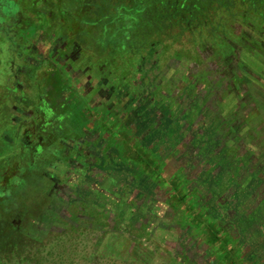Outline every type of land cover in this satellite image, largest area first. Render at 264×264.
<instances>
[{"label":"rangeland","instance_id":"374dc122","mask_svg":"<svg viewBox=\"0 0 264 264\" xmlns=\"http://www.w3.org/2000/svg\"><path fill=\"white\" fill-rule=\"evenodd\" d=\"M181 1L186 8L179 16L177 3ZM181 1L174 4L172 0H151L149 6L164 23L161 29H168L162 35L171 44L168 53L157 43L160 39L156 36L160 33L153 31V34L150 29L139 26L142 31L136 35H131L130 30L126 29L122 42L125 47H122L120 54H126L125 49H134L133 53L138 58L136 68L139 67V70L136 69V78L139 81L147 79V90L157 85L163 88V98L157 106V121L151 113L143 120L146 123L145 131H148L146 138L156 135L150 137V141L158 143L169 136L170 146L168 141L163 142L168 153L171 148L185 146L183 158L188 160V164L185 163L184 176L198 187L201 205L196 208L197 213L188 210L179 214L180 224L182 228L192 226L203 230L201 234L204 235L201 236L208 239L210 234L206 228L215 226L211 219H223L224 223L235 221L247 231L251 226L250 221L264 218V43L262 45L261 42L264 39V3L260 0H230V5L220 3L224 0ZM162 2L165 8L169 7L168 10L172 11L171 14L158 15ZM225 4L227 7H223ZM76 7L82 16L70 11L65 0H0V85L5 83L6 71L9 70L5 64L13 61L14 56L36 58L38 54L32 55L31 51L40 41H46L48 44L42 59L38 58L45 63L40 68H34L35 82L31 88L32 100L42 101L43 95H48L45 90L49 86L48 75L54 76L52 72L60 70L57 69L60 68L56 59L58 54L54 53L55 43L64 35L71 36L72 31L78 38L89 36L85 35L87 31H82L88 29L95 38L92 39L93 50L106 46L107 51V45H110L114 56L117 55L114 52L117 43H114L111 29L104 37L96 23H92L93 19L99 18L94 12L97 7L95 3L91 7L79 4ZM109 10L110 7L107 12ZM102 18H107L111 23L109 14ZM75 35L70 37L71 40H76ZM148 36L152 40L146 47L145 39ZM3 41L7 50L1 45ZM120 54L116 56L118 59L122 58ZM219 55L220 59L216 57ZM225 55L233 58L224 62ZM101 60L105 65L107 59L102 56ZM124 64V61L119 60V66ZM241 68L249 83L243 82ZM34 110L30 109V112ZM4 121V118H0V264H181L188 260L186 250L191 252L189 250L194 243L189 241L190 237L187 238L185 233L171 230L169 218L160 221L158 216H166L168 212L172 214L174 211L171 207H164L166 198L158 201L152 191L154 187L158 189L159 186L169 185L172 193H186L184 184L177 186L181 177L175 174L181 173L183 167L178 170L179 166L172 162L171 168H167L166 162L148 150L142 151L137 167L141 173L147 171L153 180L148 177L140 179L134 168L131 171L115 170L108 182L101 179L96 183L100 189L108 188L106 190L113 192V197L106 202L103 200L105 197L96 202L89 198V205L50 202L49 211L36 226L28 218H20L22 222L19 225L20 221L14 215L22 200L15 196L19 192L15 193L19 182L8 174L15 170L16 161L20 163L24 155L19 145H15L11 154L4 148L1 140V131L6 129ZM154 122L156 124L153 125ZM25 123L22 120L20 128L27 127ZM132 140L136 146L137 139L132 137ZM181 163L183 165L184 161ZM199 170L200 174L195 175ZM93 175L96 179L99 176ZM76 179L80 181L77 176ZM13 182H17L14 187L11 186ZM80 189L82 192L87 190L85 184ZM162 195L165 196L164 193ZM194 195L189 193L192 199L189 200L188 196L185 205H195ZM53 196L57 198L56 192ZM205 204L211 206V219L207 220L209 224L206 226ZM175 205L178 209L179 203ZM63 206L66 207L64 210ZM88 210H104L110 217L115 214L120 216L116 221L110 220L111 223L107 220L105 226L98 213L88 214ZM251 210L254 212L253 220L249 214L244 215ZM79 216L82 218L77 219ZM80 222L83 227L75 230L74 226ZM217 225L218 228L223 227ZM18 226L28 230L20 231ZM95 226L98 229H94ZM227 227L228 230L232 229ZM116 228L135 239L142 249L134 253L127 251L133 244L128 239L119 241L120 238L112 231H118ZM77 235L80 239L73 241L72 238L75 239ZM219 237L220 243L209 246L216 260H220L223 254V241L224 246L230 243V247H235L229 233L220 232ZM245 238L253 240L255 236L247 232ZM63 245L68 250H63ZM258 247L257 252L263 258L264 246ZM52 250L59 251L54 254V258L50 257ZM192 250L190 259L196 260L198 249L194 246ZM211 252L208 250L206 253L202 248L197 251V255L207 261ZM234 254L240 257L242 263L246 262L247 258H241L243 254L240 246L236 245ZM234 254L230 255L231 259Z\"/></svg>","mask_w":264,"mask_h":264},{"label":"flooded vegetation","instance_id":"af4514ba","mask_svg":"<svg viewBox=\"0 0 264 264\" xmlns=\"http://www.w3.org/2000/svg\"><path fill=\"white\" fill-rule=\"evenodd\" d=\"M82 31H87L85 35L89 36L77 38L72 31L71 36L64 35L55 43L54 53L58 54L56 59L60 68L57 69L60 70L52 72L54 76L48 75L49 86L45 89L48 95H43L40 102H35L31 96L35 82L33 71L44 66L45 62L38 58L42 59L48 43L40 41L39 45H35L31 54L38 56L34 59L14 56L13 61L5 64L9 72L5 70V83L0 85V118H4L6 129L1 131V140L4 148L9 150L8 154L15 150V145H19L24 155L20 163L16 161L15 170L8 174L19 182L15 193L19 192L15 196L22 200L14 214L20 221L19 225L28 218L36 226L49 211L50 202L89 205V198L96 202L105 197L103 200L106 202L113 197V192L106 190L108 188L102 190L96 185L101 179L108 182L115 170L125 169L119 155L113 156V126L118 124V133L125 139L124 135L130 127L140 129L143 118L150 113L157 121V106L163 98V88L157 85L147 90L146 78L141 81L136 78L130 82L127 64L114 68L112 47L107 45V51L100 54V50L91 48L92 39L95 38L88 29ZM74 35L76 40H71L70 37ZM261 42L263 45L264 39ZM1 45L6 49L4 41ZM102 56L107 59L105 65L102 64ZM216 57L220 59V55ZM232 58L225 55L223 61ZM136 69L139 70V67ZM115 70L121 73V78L114 75ZM242 70L243 82L249 83ZM30 109L35 110L31 113ZM134 118L139 123H133ZM22 120L26 122L25 125L28 124L27 127L20 128ZM124 145L122 140V148ZM93 173L98 174L99 179ZM16 174L18 176L15 178ZM17 182L11 186H16ZM82 184H85L86 191L80 189ZM54 191L57 198L53 196ZM65 208L63 206V210ZM92 211V214L97 213ZM80 218L82 216L77 219ZM80 224L76 223V228L81 229L83 226ZM17 228L23 232L28 230L22 226Z\"/></svg>","mask_w":264,"mask_h":264},{"label":"trees","instance_id":"16d2710c","mask_svg":"<svg viewBox=\"0 0 264 264\" xmlns=\"http://www.w3.org/2000/svg\"><path fill=\"white\" fill-rule=\"evenodd\" d=\"M172 1L175 4L176 2L181 1V0H172ZM260 1H262L264 3V0H260ZM65 2L67 3V5H69L68 9L70 11H72V12L76 13V15L78 14L80 16H82V14H81V12L79 13L80 10L78 11V8L76 7V5L78 6V4H79V5H83L84 7L85 6L91 7L92 4L95 3V5L97 7H96V10L94 12L95 13L97 12V15L99 16V18L93 19L92 23L93 24L96 23L95 25H97L99 27V29L101 30V36H104V37L106 36V34L109 33V28L111 29L110 32L112 33V36L114 37L113 38L114 43H117L115 45V50H114L115 55L117 54L116 56H118V54L121 53L122 47H125V46H122V42L124 41V38H125L124 36L126 34V29L128 28L130 30L131 35H136V33H140L142 31V30H140L141 28L139 29V26H143V27L150 29L151 33H153V31L156 34L160 33V35L156 36L158 39H160V41H158L157 43L161 44V48H163V50H165V53H168L170 50L171 44H169L165 40L167 38L162 36V35H165V31L167 33L168 29H161V27H162V25H164V23L160 19V16H159V19L156 17L157 16L156 11L149 7L151 0H65ZM231 2L232 1H230V0H224V2H220V3H229V5H230V4H232ZM177 5H179L178 6V14H179V16H181V12L186 7L184 6L183 1L177 3ZM170 6H172V5H170ZM109 7L111 10H109V12H107ZM223 7H227V5L225 4V5H223ZM168 9H169V7L165 8V4L162 2L160 10L158 11L159 12L158 15L164 16V14H171L172 11H169ZM171 10H172V8H171ZM108 14H109V19H111V23H109L107 21L108 17L105 19L102 18L103 16L105 17V15H108ZM175 14H177V13H175ZM179 16H178V18H180ZM103 26L104 27L106 26V27L104 28ZM147 35H149V34H147ZM145 40H146L145 45H146V47H148V45H150V43H151L150 40H152V39H150V36H148ZM152 43H154V42H152ZM130 50L131 49H129V50L125 49L124 53H126V54H120L119 55L122 58L118 59L115 56L114 68L115 67L120 68L119 60H121V62L124 60L125 64H127L129 69H130L128 71L129 72L128 73L129 81L133 82V80L136 79V65L138 63L137 62L138 58H137V55L133 53L134 49H132L131 51ZM105 51H106V46H104L102 49H100L99 53L103 54ZM126 57H127V59H126ZM195 62H196V64H198V61H195ZM193 63H194V61H193ZM115 71H114V75L116 77L121 78V76H122L121 73L117 72V70H115ZM198 83H200V81ZM143 120H144V118H143ZM134 122L139 123L137 118H134L133 123ZM154 124H155V122L153 123V125ZM117 125L118 124H115L113 126V132H114L113 143H114V148L116 150V155H119V161L122 162V161L126 160V157L128 156L130 158V161H131V164H132L134 170L137 171L138 175L139 176H141V175L146 176L149 179H152V178L147 175V171L145 173H141L139 171V168L137 167L138 164L140 163V155L143 153L142 151L148 150L152 154L157 155L162 162L167 163V168H171L170 164L172 162H174V164H177L179 166V168H177L178 170L181 167H183L181 173L175 172V174L179 178L181 177L180 181L177 182V186H179V185L182 186L184 184L187 192L185 193V191L183 190L184 192L180 191L179 194L178 193H172L171 192L172 190L169 188V185H162L160 187L159 191L161 192V194L164 193L165 196H168L167 202H166V204H164V207H171L173 209V211L178 212V214H181V213L184 214V212L188 211V210L191 213H193V212L197 213L195 211H197L196 208L201 205V202H200L201 197L198 196L199 190H198V187L195 185L194 181L191 180L189 182L188 179H186L184 176V166H185V163L188 164V162H187L188 160L185 161V158H183L184 153H186L185 146H180L179 148L175 147L174 149L171 148L172 150L170 151V153H168V152H166V148L163 147L164 145L159 146V148H152L153 144L147 145V142L144 143V141L141 139V137H139L137 139V142H136L138 144V145L136 144V146H138V148H137L133 144V140H132L133 136L130 133H128V131H127V133H125V135H124L125 136V139H124L121 136V134L118 133L120 129L117 128ZM145 127H146V123L143 122V125H142V127H140V129H137V126H136V128H132V129L136 131V135H137L138 133L142 132L145 129ZM169 139H170L169 136H167L165 139L166 142L168 141V146H170ZM122 140H124V144H125L124 148H122V146H121ZM184 144L185 143H183L182 145H184ZM181 161H184L183 165H182ZM156 171H159V170H156ZM158 174H160V173H158ZM198 174H200V170L195 172V175H198ZM171 193L173 196H171ZM189 193L195 194L193 197L196 199V201H195V205L192 207H190L189 205L188 206L185 205L186 204L185 200L189 196ZM163 197H164V195H163ZM189 198H190L189 200L192 199V197H190V196H189ZM174 203L175 204L179 203L178 209L176 208V205ZM209 206H210L209 204L208 205L205 204V209L207 210V214H208V215L205 214V226L207 224H209L207 222V220L211 219V216L209 214V210H210L209 208H211V206L210 207ZM184 208H186V210ZM88 211H89L88 213H91L90 210H88ZM105 212H107V211H104V210L103 211H97L99 218L102 219L101 223L105 226H106L105 223L107 220H108L107 222L111 223V221H113V220L116 221L117 218L120 216V215L118 216V214H115V215L110 217ZM211 220L214 222L213 224L215 226L210 227V229L208 227L206 228L207 230H209V234H210V236L208 238V239H210L209 240L210 242L206 238L207 243L209 244L210 247L215 246L218 242L220 243V240H221L219 237L220 232H226V233L230 234V231H229L230 229L228 230L227 226L233 227L232 225H227L226 223L220 222L219 220H214V219H211ZM217 224L223 225V227L218 228ZM180 226H181V224H180ZM123 227H124V225H123ZM74 228L76 230V226H74ZM127 228H130V226L128 225ZM180 228H181V232L183 233L184 227L182 228V226H181ZM112 231H114V233L116 235H118L120 240H122V239L126 240L127 237L122 235L120 233V230L116 231L115 229H113ZM78 235L76 236L75 239L72 238V240L78 241L80 239V237H78ZM80 235H81V233H80ZM230 237H232V234H230ZM72 240H70V241H72ZM133 240H135V239H133ZM60 241H61V244H64V241H62V240H60ZM228 245H230V244H228ZM228 245H227V248L229 249V251L224 252L222 249L223 254L220 256L219 261H226L227 260V261H229L230 264H234L237 255L234 254V250H235L234 247L233 246L229 247ZM140 249H141V246L139 247L137 245V247L133 250V253L138 252ZM57 250H59V248ZM63 250H68V249H67V247L65 248V246L63 245ZM52 251L53 252L51 253L50 257L54 258V254H56L57 252L59 253V251H55V250H52ZM75 251L76 250L74 248V250L72 251V252H74V254L72 253L73 257L75 255ZM233 254H234V256L231 259L230 255H233Z\"/></svg>","mask_w":264,"mask_h":264},{"label":"crops","instance_id":"0c3cea01","mask_svg":"<svg viewBox=\"0 0 264 264\" xmlns=\"http://www.w3.org/2000/svg\"><path fill=\"white\" fill-rule=\"evenodd\" d=\"M131 124H130V126H131ZM132 128H134V127H130V129L128 130V133H130L136 139H138L139 137H141V139L144 141V143L147 142V145H149V144L152 145L153 144V147L152 148H159V146H161V145L163 146V142H166L165 141L166 138L163 139L162 141L158 142V143H156L155 140L153 142H151L150 141V137L154 138L156 135L155 136H150L149 138H146L147 137L146 136V133L148 131H145V129H144L142 132H140V133H138L136 135V131L133 130ZM113 147H114V144H113ZM113 154H114L113 156L116 157V150H115V148H113ZM122 164H124L125 169L128 170V171H131L133 169V166L131 164L130 158L128 156L126 157V160L122 161ZM170 174H173V172L170 171ZM145 177L146 176L141 175L140 176V179L145 178ZM155 186H158V185L156 184ZM160 187L161 186H159L158 189H155V187L152 189L153 193L156 194L155 197H157L155 199L158 200V201H161V200H163L165 198L167 199V197H168V196H164L163 197V195L159 191L160 190ZM165 202H167V200ZM159 203H161V202H159ZM161 205H162V203H161ZM253 213H254L253 210H251L250 212H246V214H244V215H248L249 214V217H251V220H253V218H254V217L252 218ZM158 217H159L160 221L165 220L166 218H169V220H170L169 223H170L171 230H173V231L175 230L176 232L182 233L181 232V228H180L182 225L180 226V223L181 222H180L179 214L178 213H175L174 212V213L170 214L168 212V215H166V216H158ZM220 222H224V220L222 219V220H220ZM226 224L233 226L232 229L229 230L230 231V234H232V237H230V238L234 241V246L235 247H236V245L240 246V251L243 254L241 258L242 259L243 258H247L246 262L242 263V261L239 259L240 257L238 258L235 255L236 256V259H235L234 264H264V257L262 258L261 255L258 254L257 248H256L257 245H259L258 248H262L264 246V241H262V239L264 240V235H263V233H264V218H261L260 220H255L254 219V221H250L249 222V225H251V226H250V228L247 231L245 230L246 228L243 229L242 226L241 227H240V225L238 226V224L235 221L231 222L229 220V222L228 223L226 222ZM255 228L257 230H255ZM201 231H203V230H201ZM201 231L198 230L197 228L192 227V226H187V227L184 228V232L183 233L186 234L187 238L190 237L189 238V241H192V243H194L191 246V247H193L192 249H194V246H195V248L198 249V250H202V248H203V249H205V252L206 253L208 252V250L211 252V250L209 248V245L207 243L206 237L203 238L201 236V235H204V234H201ZM123 232L124 231L121 230L120 233L122 235L126 236L127 237L126 239H128V241L133 244L132 247L127 248V251H129L130 253H133V250L139 244L135 240H133L132 238H130L129 236L125 235L126 233H123ZM247 232H250V235L253 236V237L255 236V238H253V240H250L252 238H248V239L245 238ZM258 235H260V236H258ZM116 237L119 239L118 235H116ZM119 241H120V239H119ZM204 241H205V244L203 243ZM250 241H251V243H250ZM228 246L230 247V245H228ZM223 247H224V241L222 243V249H223L224 252H228L229 251V249L227 248V246H225L224 248ZM235 247H234V249H235ZM124 249H126V248H124ZM141 249H142V247H141ZM192 249L189 250V251L192 252L193 251ZM197 251H196L197 259L194 260V258L193 259H190L189 254L191 252L188 253L187 250H186V257L188 256V258H186V259H188V260L182 261L181 264H230L229 261H227V260L226 261H219V260L214 259L213 258V255H211L212 252L209 255L210 256L209 259L207 260L208 262L206 260L204 261L203 259H201L199 257V255H197ZM120 253H123V251L120 252ZM123 257H124V255H123ZM123 260H124V258L122 259V261ZM112 261H113V259H111V262Z\"/></svg>","mask_w":264,"mask_h":264}]
</instances>
